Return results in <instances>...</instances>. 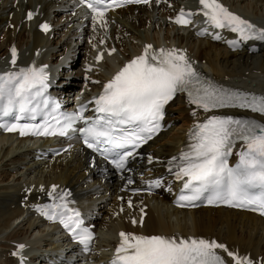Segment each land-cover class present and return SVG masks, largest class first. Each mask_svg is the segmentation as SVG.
<instances>
[{"label": "bare ground", "instance_id": "6f19581e", "mask_svg": "<svg viewBox=\"0 0 264 264\" xmlns=\"http://www.w3.org/2000/svg\"><path fill=\"white\" fill-rule=\"evenodd\" d=\"M194 1L167 0L166 3L155 2L148 6L121 9L105 18L107 21L105 28L98 22L94 27L91 17L86 18V13L82 11V8L76 7L77 3L74 0H0V26L6 32L4 39L0 41V66L9 65L11 48L15 46L21 53L19 62L27 61L29 64L39 61L48 66L47 71L50 73L53 92L59 97L64 96L65 102L72 105L74 101L80 99L93 100L94 93L101 90L102 82L114 73L115 67H120L124 61L141 54L145 45L151 44L157 49L166 47L185 50L194 66L220 85L264 94V41L249 40L233 48L225 37L213 40V36L208 35L200 39L197 36V27L183 28L174 24L172 20L181 8H188L195 12V9L191 8ZM222 1L231 11L247 19L256 23L262 20L263 24L260 27H264V0ZM28 11L34 14L30 21L27 19ZM73 13H75L74 17H72ZM64 16L67 23L81 24L80 29L72 30L68 39H80L86 45L73 49L78 60L72 65H69L67 61L59 62L58 60L59 56L68 52V48L64 47L68 39L60 44H55L49 39L51 33H60L59 28L53 27L52 20L55 17ZM43 22L51 25L53 32L41 31L40 25ZM12 25H14L13 30L10 29ZM15 31L16 35L19 33L17 36ZM68 32L69 30L65 34ZM162 32L164 36L161 39ZM26 33H28L27 37ZM107 33L108 36H106ZM130 37L138 40V44H134L133 49L127 46L126 41ZM101 39L104 40L103 44L100 43ZM49 42L51 47L56 45L57 54H51V50H47ZM113 48L120 55L116 51L109 54ZM101 52L103 58L97 61L96 56ZM80 58L81 62L78 66ZM74 71H76V78H72ZM194 108L183 96H178L171 102L166 108V130L130 163L128 167L130 171L120 174L114 172L94 155L81 149L76 142L74 150L69 153V158L63 155L45 161L47 165L41 166L32 181L30 178V181H27V177L21 176L14 185L6 184L4 182L9 178V172L0 173V178L3 177L0 179V246L9 252L6 256L2 255L5 258V264H19V259L12 253L19 250L20 244L25 245L22 255L26 264L35 262L36 264H57L61 258L67 256L69 259L78 260L79 264L81 260L87 261L85 264L106 261L112 256L110 246L118 239L122 231L144 235L183 237L192 235L208 239L215 238L226 244L230 250L238 251L241 255H249L259 264V260L264 259L262 251L264 219L251 213L223 208L207 207L186 211L177 209L172 204L179 193L180 184L168 171L167 161L187 149L190 143L189 131L195 120H203L205 116L212 114L203 113L197 109V117L194 118L191 114ZM228 112L238 113L237 110ZM14 144L17 145L14 147ZM57 145L64 146L66 143L60 141ZM21 149L27 150L24 153H21L22 151L17 153ZM47 151L51 150L45 142L16 140L12 137H4L0 140V154L2 152L0 161L9 158L10 161L12 160L11 164L19 160L24 161L28 157H32L34 161ZM149 155L153 157L151 163L148 160ZM2 166L5 168L8 165ZM48 167L50 173L44 175L43 170ZM36 171L35 168L29 172V175ZM14 173H18V170H15L13 175ZM128 177H131L133 181L131 184L127 183ZM155 179H161V186L159 189H153V193L139 194V192L137 195L131 193L147 188L149 185L147 182ZM52 185L58 186L57 192H68L74 201L73 205L83 211L84 215L90 219V223L98 225L99 228L105 227V231H100L98 240L100 245H107L104 256L92 259L85 255L77 245L60 233L57 225H47L43 217L32 210L36 205L49 200L47 193L51 191ZM103 192L108 196L107 200L113 202L112 214L123 212L120 211L123 203L130 208L129 201L131 206L135 204L136 208L132 211L130 209L129 215H119L115 219L113 216L111 217L113 219L108 218L107 221L96 219L93 212L97 207V201L90 198ZM120 198L122 201H119ZM144 213L145 217H142ZM173 215L176 216V221H172ZM133 217L136 218L135 224L130 221ZM141 217L143 224H141ZM20 220L21 222L26 220V223L21 230H18L19 228L14 226ZM41 229H45L48 238L61 240L63 245L67 246L68 252L62 255L61 249L57 250V248L50 249L52 252L48 255L43 254L42 249L54 243L50 240V243L46 244V240L41 244V241L37 240ZM50 229L53 230L52 233ZM5 241L12 244L5 245ZM28 245L32 247L28 249ZM50 250L46 248L45 252ZM100 252L104 251L100 250ZM221 254L231 264V259L225 253L221 252ZM259 257L262 258L259 259Z\"/></svg>", "mask_w": 264, "mask_h": 264}, {"label": "snow or ice", "instance_id": "6c2138e0", "mask_svg": "<svg viewBox=\"0 0 264 264\" xmlns=\"http://www.w3.org/2000/svg\"><path fill=\"white\" fill-rule=\"evenodd\" d=\"M149 2L78 0L77 7L86 6L90 10L94 27L99 22L106 28L105 13L109 9ZM199 4L202 6L199 11L211 28L237 34L238 39L228 41L233 48L249 40L264 41V27L230 11L221 0H199ZM195 14L181 8L175 23L188 25ZM33 15L28 11L27 19L31 20ZM40 27L47 32L50 25L43 23ZM204 34H208L207 28L198 33ZM211 35L216 40L222 39L220 31ZM115 51L113 48L109 54ZM102 58V52L96 56L97 61ZM16 63L17 49L13 46L11 65L14 69ZM46 69L47 65L37 66L33 62L0 73V117L11 118L0 124L4 130L19 132L21 136L67 137L71 133L76 138L78 135L88 149L98 153L116 171H130L129 159L160 132L165 106L178 94H185L188 104L195 106L191 113L194 118L197 109L212 114L195 120L189 131L187 149L167 161L168 171L177 180L184 181L177 203L182 207H196L197 201L205 200L208 204H225L264 215V119L215 114V110L238 108L264 118V94L214 82L194 66L183 49H157L147 44L140 55L129 60L104 83L102 92L89 102H94L95 114L86 116L87 104L72 112L60 110L59 101L47 94L49 74ZM37 117L41 118L39 123L35 122ZM21 120L31 122L21 123ZM238 143L237 162L230 165L229 157ZM152 159L149 155L150 163ZM132 182L128 177L127 183ZM160 182L155 179L147 183L151 187L159 186ZM57 188L52 185L47 193L50 203L35 207L48 220H58L88 251L94 234L84 225L79 210L69 207L70 202L65 197L70 194L57 192ZM119 236L120 243L111 264H229L221 252L231 259V264H257L249 255L230 250L215 239L123 231ZM24 247L20 244L19 251L12 253L20 257V264H24ZM259 264H264V259Z\"/></svg>", "mask_w": 264, "mask_h": 264}, {"label": "rangeland", "instance_id": "374dc122", "mask_svg": "<svg viewBox=\"0 0 264 264\" xmlns=\"http://www.w3.org/2000/svg\"><path fill=\"white\" fill-rule=\"evenodd\" d=\"M75 16V13H73L72 14V17H74ZM52 22H53V27H56V28H59L58 30L60 31V33H57V34H54V33H51V32H53V30L52 31H50L49 33H51V35H50V40L51 41H54L55 42V44H60V43H62L63 41H66L67 39H68V36L70 35V33L72 32V30H77V29H80V27H81V24L80 23H75V25H73L72 23H67V20H66V17L64 16V17H62V18H59V17H55V19L54 20H52ZM10 29L11 30H13L14 29V25H12V26H10ZM71 29V30H70ZM6 30V29H5ZM69 30V32L67 33V34H65L66 33V31H68ZM2 33V34H1ZM142 33H144V32H142ZM19 33H17V35H18ZM6 35V32H4V28L2 27V26H0V41H2L3 39H4V36ZM15 35H16V31H15ZM15 35H14V37H15ZM16 35V36H17ZM28 36V33H26V37ZM106 36H108V33L106 34ZM122 36V35H121ZM137 36V35H136ZM135 36V37H136ZM150 36H151V34H150ZM127 46H128V48L129 49H133L134 48V44H138V40L137 39H135V38H133V37H130V39H128L127 41ZM83 43V44H82ZM84 46H86L85 45V42L83 41V40H80V39H75V38H69L66 42H65V48H68V52L66 53V54H64V55H62V56H59V58H58V60H59V62H68V63H70L69 65H72V63H75V62H77V60H78V56L76 55V54H74V50L75 49H77L78 47H84ZM113 46V45H112ZM47 50L49 49V51H50V53L52 54H55L56 53V45H53V47H51L50 46V42H49V44L47 45ZM74 49V50H73ZM72 51V52H71ZM71 53H73V54H71ZM57 54V53H56ZM69 54V55H68ZM72 56H71V55ZM117 54L118 55H120L119 54V52L117 51ZM69 57H71L70 59H69ZM81 62V58H80V60L78 61V66H79V63ZM204 63V62H203ZM77 65V64H76ZM75 65V66H76ZM77 66V67H78ZM75 73H76V71H74L73 72V75H72V78H76L77 76H75ZM176 114V113H175ZM179 123H181V122H179ZM17 144H14L13 146L15 147ZM13 147V148H14ZM75 148V147H74ZM73 148V149H74ZM14 149H16V148H14ZM27 150V149H26ZM26 150L25 149H21V150H19L17 153H20L21 151V153H24V152H26ZM69 153H70V151H66L64 154H62V155H60V156H58V157H61V156H63V155H67V157L69 158L70 156H69ZM1 154H2V152H1ZM0 154V158H1V155ZM11 156V155H10ZM9 156V157H10ZM8 159V160H7ZM32 157H28V158H26V160L24 159V161L23 160H19V161H15V163L13 164H11V161L9 160V158H6L5 160H3V161H0V173L2 174V173H4V172H6V173H8L9 172V174H10V176H9V178L7 179V181H5L4 183H10L11 185H14L15 183V181H18L17 179L18 178H21V176H24L25 178L27 177L28 178V180L27 181H32L33 179H34V177L36 176V173H38V170L41 168V166H43V165H47V162H45V161H48V160H51L52 159V155L50 154L49 156H47V154H46V157H44V156H41V158H39V159H35L34 161H32ZM2 165H8V166H5V168H3L4 166H2ZM2 166V167H1ZM37 169V171L36 172H34L33 174H31V175H29V172H31L32 170H34V169ZM15 170H18V173H14V175H13V172L15 171ZM4 171V172H3ZM20 171V172H19ZM49 171V172H48ZM43 173H44V175H47V174H49L50 173V169H49V167L46 169L45 168V170H43ZM3 176V175H2ZM1 176V177H2ZM31 176V177H30ZM3 178V177H2ZM2 178H0V179H2ZM29 178H30V180H29ZM3 183V182H2ZM2 183H1V185H2ZM4 183H3V185H4ZM17 184V183H16ZM133 195H137V194H133ZM100 196V197H99ZM101 196H103V197H101ZM102 198V199H101ZM90 199H92V200H94V199H96V201H97V207H95V210H94V212H93V216H94V218H96V219H99V220H102V221H107L108 220V218H111L112 216H113V218L115 219V218H118L119 217V215L120 216H125L126 214L127 215H129L130 214V209H131V211L133 210V208H136L135 207V204L133 205V206H130V208L128 207V206H125V204L123 203V208H120V211H123V212H120V214H118L117 212H115L114 214H112L113 213V207H112V205H113V202L112 201H110V200H107L108 199V196L107 195H105L104 194V192L103 193H97V194H95V195H93ZM106 199V200H105ZM119 201H122V198H120L119 199ZM22 207H24V204H22ZM122 209V210H121ZM116 211V210H115ZM28 212L30 213V210H28ZM138 213V212H137ZM123 214V215H122ZM98 216V217H97ZM118 216V217H117ZM113 218H111V219H113ZM111 219H109V220H111ZM134 219H136V218H134L133 217V219L131 218V220L130 221H133ZM22 220V219H21ZM21 220L20 221H17L16 223H15V226L14 227H16L18 230H21L24 226H23V224L24 223H26V220L25 221H23V222H21ZM172 221H176V216H174L173 215V217H172ZM114 222H112V224H113ZM20 224V225H19ZM106 226V225H105ZM44 228V227H43ZM47 229V228H46ZM45 229H41L40 230V232L38 233V237H37V240H39V242L41 241V244L43 243V242H45L46 240H47V242H45L46 244H49L50 243V240H51V242H53L54 244H52V245H48L47 247L45 246L43 249H42V251H43V254H45V255H48V253L49 252H52L50 249H57V250H60V251H62V253H60V254H62V255H65L67 252H68V249H67V246L66 245H63V243L61 242V240L60 241H58L59 239L58 238H55V239H51V238H48L47 237V232L46 231H44ZM100 231H105V227L104 226H102V228H100L99 229ZM50 232L52 233L53 232V230L52 229H50ZM34 239V238H33ZM49 240V241H48ZM4 244L5 245H8V244H12L11 242H8V241H5L4 242ZM38 244V243H37ZM29 246V245H28ZM63 246V247H62ZM104 246H105V244H102V245H100L99 244V242L97 243V245L93 248V250L91 251V253H89L87 256H89V257H93V258H95L96 256H104L106 253L105 252H107V250L104 248ZM4 247V246H3ZM48 249V250H50V251H46L45 252V249ZM64 249V250H63ZM35 250H37V248L35 249ZM100 250H103L104 252H100ZM262 251L264 252V246H263V248H262ZM40 252V251H39ZM38 252V253H39ZM41 253V252H40ZM58 253V252H57ZM57 253H54V254H56L57 255ZM7 254H9V252L6 250V248L4 249H2V247L0 246V264H5V258H4V256H6ZM50 254H52V253H50ZM2 255H4V256H2ZM53 255V254H52ZM262 257H259V259H261ZM61 261L60 262H58L57 264H63V262H67L68 264H79L77 261L78 260H76V259H69V256H67L66 258H61L60 259ZM87 261H85V260H81V263L80 264H85ZM38 264V263H37ZM41 264H43V263H41ZM64 264H66V263H64Z\"/></svg>", "mask_w": 264, "mask_h": 264}]
</instances>
